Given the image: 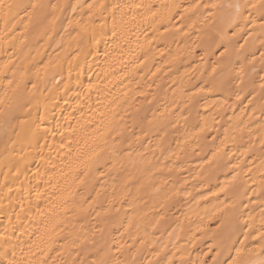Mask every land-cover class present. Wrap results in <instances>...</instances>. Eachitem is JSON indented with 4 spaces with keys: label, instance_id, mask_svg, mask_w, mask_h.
<instances>
[{
    "label": "bare ground",
    "instance_id": "1",
    "mask_svg": "<svg viewBox=\"0 0 264 264\" xmlns=\"http://www.w3.org/2000/svg\"><path fill=\"white\" fill-rule=\"evenodd\" d=\"M12 2L24 7L7 24L0 11V97L18 82L27 103L0 115V257L79 264L102 249L139 264H212L230 228L237 247L259 243L258 27L209 16L206 5L230 0H163L181 5L163 22L125 7L161 0H64L55 26L39 28L37 0ZM89 3L106 7L90 15Z\"/></svg>",
    "mask_w": 264,
    "mask_h": 264
},
{
    "label": "snow or ice",
    "instance_id": "2",
    "mask_svg": "<svg viewBox=\"0 0 264 264\" xmlns=\"http://www.w3.org/2000/svg\"><path fill=\"white\" fill-rule=\"evenodd\" d=\"M78 6L82 8L83 4H72L71 8L75 11ZM23 7L24 5L12 2V0H0V11L3 12L5 23L7 24L10 19H15L16 10ZM30 7L32 11L29 14V21L34 27L39 28L45 22L55 26L57 20L60 19L58 12L66 10V3L64 0H55V2L54 0H37V2L31 3ZM87 7L89 9V14L91 15L93 8L98 7L103 9L106 5L103 3L99 5L89 3ZM115 7H117V5H113V8ZM125 7L134 10L144 9L148 13V15L144 17V20H156L159 18V21L163 22L166 18L171 17L173 11H178L181 5L165 3L161 0L160 4L133 3L125 5ZM205 7H210L216 10L215 12H210L209 16H216L219 20L226 21L229 27L234 26L237 19L243 18L251 25L253 30L258 27L261 30V33L264 34V0H243V2H241V0H234V2H231L230 0L227 4L212 3L211 5H206ZM197 8H199V4H192L189 7H186L184 12H190ZM245 12L248 13L247 16L244 15ZM181 16H183V13H181ZM207 18L208 17H205V19ZM133 19H135V17H133ZM83 32L86 34L87 28H83ZM115 35L116 33L113 32V36ZM251 35L252 31L249 32V36ZM241 47H243V45ZM221 55H223V53ZM261 56L264 57V53H261ZM13 83L14 81L12 80L8 81L9 86ZM16 83L17 87L13 89L11 95L5 91L4 96L0 97V105L4 106L0 107V115L12 117V114L15 111L24 109L27 99L21 92L20 84L18 82ZM32 87L34 89L36 85L33 84ZM262 88H264V85H262ZM30 91L31 90H29V92ZM261 109L264 110V103L261 104ZM262 143H264V141H262ZM98 155L99 153H94L93 157H98ZM89 159H92V157ZM234 178L235 177H233V179ZM220 191H225V188H221ZM234 207L235 203L224 205L225 210ZM252 227V224L247 225V228ZM247 228L244 230L245 238L250 235ZM233 231L234 228H230L223 237L221 244L218 246L217 253L213 257L212 264H264V219H261L260 227L257 231L259 243L254 247H246L243 240L240 241V245L237 247L236 244L232 242ZM15 255V251H13L12 258L9 259L7 258L8 253L5 251L2 254V257H0V264H20V262L15 259ZM92 255L93 258L90 261L87 259V256H85L83 259L79 260V264H139L135 256H133L131 262L114 260L102 249L98 250V254L92 253ZM63 264H76V259H73L71 262H63Z\"/></svg>",
    "mask_w": 264,
    "mask_h": 264
}]
</instances>
